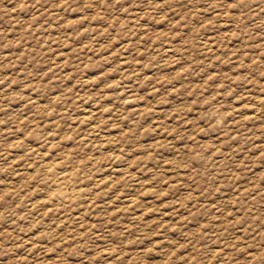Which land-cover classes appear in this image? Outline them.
<instances>
[{
	"label": "rangeland",
	"instance_id": "374dc122",
	"mask_svg": "<svg viewBox=\"0 0 264 264\" xmlns=\"http://www.w3.org/2000/svg\"><path fill=\"white\" fill-rule=\"evenodd\" d=\"M0 200V264H264V0H0Z\"/></svg>",
	"mask_w": 264,
	"mask_h": 264
},
{
	"label": "bare ground",
	"instance_id": "6f19581e",
	"mask_svg": "<svg viewBox=\"0 0 264 264\" xmlns=\"http://www.w3.org/2000/svg\"><path fill=\"white\" fill-rule=\"evenodd\" d=\"M165 53L170 54V52H168V51H165ZM168 54H167V55H168ZM165 56H166V55H165ZM88 100H89V99H88ZM37 106H39V105H37ZM136 106H137V105H136ZM93 107H94V106H93ZM87 108H88V107H87ZM96 108H98V107H96ZM39 109H40V108H39ZM92 109H93V108H92ZM92 109H91V110H92ZM44 110H45V109H44ZM84 110H85V109H84ZM89 110H90V109H89ZM85 111H86V110H85ZM87 111H88V110H87ZM100 111H101V110H100ZM89 112H90V111H88V113H89ZM101 112H102V111H101ZM103 112H104V111H103ZM43 113H44V112H43ZM43 113H42V114H43ZM92 113H93V111H92ZM95 113L97 114L98 112L96 111ZM103 114H104V113H103ZM103 114H102V115H103ZM87 115H89V114H87ZM91 115H92V114H91ZM91 115H90V116H91ZM97 115H98V114H97ZM94 116H95V115H93V117H94ZM88 117H89V116H88ZM88 117H86V119H87ZM99 117H100V116H99ZM83 118H85V117H83ZM90 118H92V117H90ZM94 118H95V117H94ZM86 119H84V120H86ZM92 119H93V118H92ZM87 120H88V119H87ZM87 120H86V123L88 122ZM90 120H91V119H90ZM102 120H103V119H102ZM81 123H82V122H81ZM88 123H90V122H88ZM86 137H87V136H86ZM82 140H83V139H82ZM104 141H105V140H104ZM106 142H107V141H106ZM107 143H108V142H107ZM50 146H51V145H50ZM51 147H52V146H51ZM6 149H7V148H6ZM6 149H5V150H6ZM2 150H3V149H2ZM7 150H8V149H7ZM9 150H10V149H9ZM11 150H12V149H11ZM45 150H46V148H45ZM43 151H44V150H43ZM48 151H49V149H48ZM50 151H51V150H50ZM50 151H49V152H50ZM8 152H9V151H8ZM38 153H39V152H38ZM45 153H46V152H45ZM52 153H54V152H52ZM7 154H8V153H7ZM41 154H42V153H41ZM5 155H6V153H5ZM8 155H9V154H8ZM47 155H48V154H47ZM3 156H4V155H3ZM9 156H10V155H9ZM38 156H39V155H38ZM7 157H8V156H7ZM53 158H54V157H53ZM53 158L51 157L52 160H53ZM4 159H5V157H4ZM4 159H2V160H4ZM45 159H46V158H45ZM49 159H50V158H49ZM51 159H50V160H51ZM41 160H42V159H41ZM4 162H5V161H4ZM10 162H11V161H10ZM10 162H9V163H10ZM12 162H13V161H12ZM16 162H17V161H16ZM16 162H15V163H16ZM46 162H47V161H46ZM46 162H45V163H46ZM17 164H18V162H17ZM7 165H8V164H7ZM11 166H12V165H11ZM63 166H64V164H63ZM12 167H13V166H12ZM40 168H41L40 171H42L43 174H53L54 171H55V169H56V165H55L54 163H51V164H49V165H47V166H43V167L40 166ZM61 169H62V168H61ZM125 170H126V169H125ZM125 170H124V172H125ZM128 170H129V169H128ZM56 173H57V172H56ZM120 173H121V172H120ZM122 174H123V172H122ZM23 179H24V178H23ZM32 179H33V178H32ZM28 183H29V182H28ZM2 195H4V194H2ZM2 195H1V196H2ZM1 200H2V198H1ZM1 200H0V201H1ZM136 200H137V199H136ZM136 200H135V201H136ZM128 201H129V200H128ZM135 201L132 199L130 204L137 206ZM138 204H139V203H138ZM32 206H33V205H32ZM32 206H31V207H32ZM30 209H32V208H30ZM33 210H34V209H33ZM28 241H29V240H28Z\"/></svg>",
	"mask_w": 264,
	"mask_h": 264
}]
</instances>
